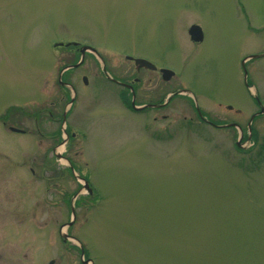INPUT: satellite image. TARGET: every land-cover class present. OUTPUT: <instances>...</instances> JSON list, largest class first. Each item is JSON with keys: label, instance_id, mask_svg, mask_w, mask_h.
<instances>
[{"label": "rangeland", "instance_id": "obj_1", "mask_svg": "<svg viewBox=\"0 0 264 264\" xmlns=\"http://www.w3.org/2000/svg\"><path fill=\"white\" fill-rule=\"evenodd\" d=\"M69 41L80 44L56 45ZM261 52L264 0H0V264H82L62 230L94 264H264L259 145L238 150L240 131L202 122L182 94L154 136L114 82L132 78L126 54L145 56L176 74L154 72L142 99L187 89L245 128L259 105L242 61ZM247 68L264 106V56ZM252 125L264 134V116ZM76 192L90 196L67 228Z\"/></svg>", "mask_w": 264, "mask_h": 264}, {"label": "flooded vegetation", "instance_id": "obj_2", "mask_svg": "<svg viewBox=\"0 0 264 264\" xmlns=\"http://www.w3.org/2000/svg\"><path fill=\"white\" fill-rule=\"evenodd\" d=\"M204 40H205V35H204V39L201 42H195V41H193V42L195 43V45L196 44L199 45V44L203 43ZM138 56L139 57H145V56H140V55H138ZM147 59H149V58H147ZM164 68L165 67H163V66L160 67L158 65H156V67L137 66L135 63V71L133 72L132 78L125 77L123 79L119 78V80L114 81L117 85H119L122 88L121 95L124 98L121 97V100H123L124 102L129 100V104H131L132 110L134 112L142 114V115H147V117L149 119L154 121V128H155L154 132H153L154 136L159 131L158 128H156V122L164 121L169 116V114L167 113V110L170 108L171 102L175 96L173 94L175 91L172 90L171 85H167V86H165V88H162V90L160 91L159 96L157 98L142 99V97L140 95V88L142 87L143 84H147V83L150 84V82L153 79V73L154 72H159L161 74L162 78L166 82L168 80H170L171 78L165 79L164 71H163ZM142 71L147 72L149 75V77L146 81H144V78L141 76ZM248 83L249 84L246 83V85L249 89V93H250V96L252 98V93H251L250 86H249V85H251V82L248 81ZM130 85L133 86V91L131 90ZM127 91H129V93L131 95L130 99H127V97H126V95L128 96ZM133 94H135V106L132 104ZM256 104L259 105L260 103H258L256 101ZM229 105H231V103L228 102V104L225 105V109L228 111L229 110L232 111L234 109V107H231ZM261 110H262L261 106L259 105L258 110L254 114H252V116H254V119L257 117L264 116V112H261ZM202 112L205 116V113L203 110H202ZM236 112L241 113V110H237ZM205 117L206 118L201 117L202 122L208 123V124H210L214 127H218V128L219 127L230 128L231 126H225L226 123L235 122L234 120L233 121H231V120H229V121L228 120L227 121L221 120L220 121V120L212 119L208 116H205ZM221 125H223V126H221ZM169 128L170 127H165V134H167Z\"/></svg>", "mask_w": 264, "mask_h": 264}, {"label": "water", "instance_id": "obj_3", "mask_svg": "<svg viewBox=\"0 0 264 264\" xmlns=\"http://www.w3.org/2000/svg\"><path fill=\"white\" fill-rule=\"evenodd\" d=\"M189 32H190V34H191V38H192L193 40H195V41H198V42H199V41H202L203 38H204V32H203V29H202V27H201L200 25H198V24H194V25H192V26L190 27V29H189ZM86 48H87V47H83V48L81 49V52L84 53L85 50H86ZM262 55H264V53H262V54H252V55H249L248 57H246V58L243 60V67H244V69H245V81H246V83H248V79H247V78H248V71H247V68H246V60L251 59V58H256V57H259V56H262ZM135 60H136V65H137V66H149V67H153V66H154L150 61L145 60V59H142V58H136ZM80 62H81V61H80ZM78 65H79V63H78V64L68 65L67 67H65V68L62 70V73H63L66 69H68V68H72V67H76V66H78ZM163 71H164V77H165L166 79H170V78L172 77V75H174V71H173V70H170V69H163ZM84 79L86 80V77H85ZM130 87H131L132 90H133V86L130 85ZM250 89H252V87H250ZM181 92H183V91H177V93H181ZM252 92H253V90H252ZM253 93H254V92H253ZM173 94H174V93H173ZM173 94H172V95H173ZM254 95H256V94H254ZM133 96H134V97H133V99H132V104L135 106V94H134ZM262 111H264V108H263ZM250 123H251V122H250ZM231 124H233V125H235V126H237V127H240L237 123H231ZM12 129L15 130V131H21V130H19V129H16L15 127H12ZM241 138H242V135L240 136V138H239L238 141H237V145H238V146H242V144H241ZM85 186H86V188L89 189L90 192L92 191V189L90 188L89 183L86 182V181H85ZM78 194H79V193H78ZM78 194H76V195L74 196V198H73V203H72V206H71V207H72V208H71V209H72V219L66 224L67 227L73 225V223H74L75 220H76V207H75L74 201H75V199L77 198ZM62 236H63V238H64L65 241H67V240H69V239H73V240H77V241H78V239H77L76 237H74L73 235H71V234H69L68 232L63 231V230H62ZM80 246H81V249H82V254L84 255V253H85L84 247H83L82 244H80ZM84 262L87 263L88 260H87V261L84 260ZM49 264H56V260H55V259H52V260L49 262ZM92 264H94L93 261H92Z\"/></svg>", "mask_w": 264, "mask_h": 264}, {"label": "trees", "instance_id": "obj_4", "mask_svg": "<svg viewBox=\"0 0 264 264\" xmlns=\"http://www.w3.org/2000/svg\"><path fill=\"white\" fill-rule=\"evenodd\" d=\"M128 98H130V94L128 96ZM5 117V115L3 116ZM2 117V118H3ZM248 138V134H245V137L244 139ZM252 139L254 140L255 144H258L259 147H260V151H259V154L263 155L264 156V134L263 135H260L259 131H257L256 129H254V126L252 125ZM90 195L84 197V196H81L79 197L77 200H76V207L78 206H84V201L87 197H89ZM71 199V197H69ZM69 199V205H71V200ZM80 251V249H79ZM86 255H87V251H86Z\"/></svg>", "mask_w": 264, "mask_h": 264}, {"label": "bare ground", "instance_id": "obj_5", "mask_svg": "<svg viewBox=\"0 0 264 264\" xmlns=\"http://www.w3.org/2000/svg\"><path fill=\"white\" fill-rule=\"evenodd\" d=\"M61 149V148H60Z\"/></svg>", "mask_w": 264, "mask_h": 264}]
</instances>
